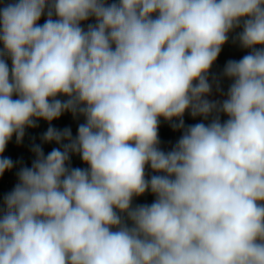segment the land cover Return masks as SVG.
Listing matches in <instances>:
<instances>
[{
  "label": "clouds",
  "instance_id": "1",
  "mask_svg": "<svg viewBox=\"0 0 264 264\" xmlns=\"http://www.w3.org/2000/svg\"><path fill=\"white\" fill-rule=\"evenodd\" d=\"M40 120L59 147L0 201V264H264V0H3L0 176Z\"/></svg>",
  "mask_w": 264,
  "mask_h": 264
},
{
  "label": "rangeland",
  "instance_id": "2",
  "mask_svg": "<svg viewBox=\"0 0 264 264\" xmlns=\"http://www.w3.org/2000/svg\"><path fill=\"white\" fill-rule=\"evenodd\" d=\"M41 23H43V18L41 20ZM83 117H80L78 119H74L71 113H65L63 114L59 119L54 120L51 122V126L55 127L58 130H63L64 128H70L73 134V137L77 134V127L80 123H83ZM49 127V123L40 120L38 121V127L35 128H29L25 131V136L21 143H17L15 136L12 138V140L8 143L6 146L5 151L12 157V159L15 161L17 170L15 172V175L8 180H5L4 185V191L5 193L10 192L17 181L16 173L19 170L21 166L31 167L32 161L34 160V154L31 151L33 145L38 144L43 148V151L45 154L49 153L53 148L59 147L57 144L53 143H44L42 141L43 134L47 131ZM176 141L167 143L166 145H161V149L165 151L171 150V148L174 146ZM71 166L72 167H86L80 160L79 156L73 155L71 157ZM149 175H151V171L149 170ZM3 196L0 195V201H2ZM137 201L136 204H151L154 200V197L150 193H146L144 196L138 197L135 199Z\"/></svg>",
  "mask_w": 264,
  "mask_h": 264
},
{
  "label": "trees",
  "instance_id": "3",
  "mask_svg": "<svg viewBox=\"0 0 264 264\" xmlns=\"http://www.w3.org/2000/svg\"><path fill=\"white\" fill-rule=\"evenodd\" d=\"M0 2H3V0H0ZM184 121H185L186 126L193 125V124L198 123V122H202L197 118L193 119L187 113L184 116ZM158 131H159L160 147H161V145H166L167 143L177 141L182 134L180 131H174L171 128V126L169 125V123L165 122L163 119H161ZM3 156L10 158L14 162L15 167L11 171H6L2 176H0V195H2V196L7 194V193H5V191L3 189L4 186L6 187V185H4L3 182H5V180H8L9 178L13 177L15 175L16 170H17V166H16L15 161L12 159V157L6 151L3 153ZM134 203L136 204L137 201L134 200Z\"/></svg>",
  "mask_w": 264,
  "mask_h": 264
},
{
  "label": "crops",
  "instance_id": "4",
  "mask_svg": "<svg viewBox=\"0 0 264 264\" xmlns=\"http://www.w3.org/2000/svg\"><path fill=\"white\" fill-rule=\"evenodd\" d=\"M245 54H247V51L241 49L238 44L233 43L232 38L230 37L229 42L224 45L217 61L215 62L214 66L212 68V74L216 75V76H220V74L223 71L225 64L229 60H239ZM221 84H222L223 90L226 92L227 88L230 84V81H228L227 79H223L221 81ZM210 98L211 99H221V97L218 94H216L215 92H214L213 96ZM197 119L202 121V119L199 117ZM223 119H226V117H222V120Z\"/></svg>",
  "mask_w": 264,
  "mask_h": 264
}]
</instances>
